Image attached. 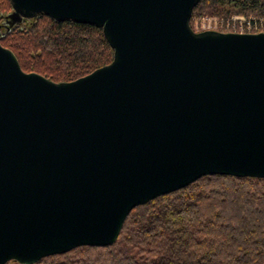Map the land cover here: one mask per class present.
<instances>
[{
	"label": "water",
	"instance_id": "obj_1",
	"mask_svg": "<svg viewBox=\"0 0 264 264\" xmlns=\"http://www.w3.org/2000/svg\"><path fill=\"white\" fill-rule=\"evenodd\" d=\"M102 28L111 63L69 82L1 43L0 264L110 246L131 211L207 175L264 178V32H196L201 0H10Z\"/></svg>",
	"mask_w": 264,
	"mask_h": 264
},
{
	"label": "trees",
	"instance_id": "obj_2",
	"mask_svg": "<svg viewBox=\"0 0 264 264\" xmlns=\"http://www.w3.org/2000/svg\"><path fill=\"white\" fill-rule=\"evenodd\" d=\"M12 10L0 0L1 43L24 71L69 82L112 62L102 28L46 15L11 26ZM235 13L264 17V0H201L190 23ZM35 264H264V178L203 176L135 207L113 245L80 246Z\"/></svg>",
	"mask_w": 264,
	"mask_h": 264
},
{
	"label": "built area",
	"instance_id": "obj_3",
	"mask_svg": "<svg viewBox=\"0 0 264 264\" xmlns=\"http://www.w3.org/2000/svg\"><path fill=\"white\" fill-rule=\"evenodd\" d=\"M195 20V18H193ZM202 31L216 30L224 33H260L264 32V17H247L232 14L228 18L200 16Z\"/></svg>",
	"mask_w": 264,
	"mask_h": 264
},
{
	"label": "rangeland",
	"instance_id": "obj_4",
	"mask_svg": "<svg viewBox=\"0 0 264 264\" xmlns=\"http://www.w3.org/2000/svg\"><path fill=\"white\" fill-rule=\"evenodd\" d=\"M194 18H195V20L192 21V25L191 26H192L194 31L201 32L202 31V24H201V21H200V16H196ZM27 20H29V19H27Z\"/></svg>",
	"mask_w": 264,
	"mask_h": 264
}]
</instances>
